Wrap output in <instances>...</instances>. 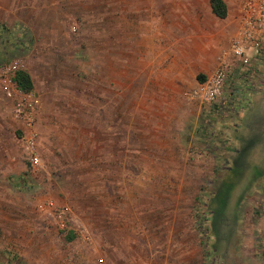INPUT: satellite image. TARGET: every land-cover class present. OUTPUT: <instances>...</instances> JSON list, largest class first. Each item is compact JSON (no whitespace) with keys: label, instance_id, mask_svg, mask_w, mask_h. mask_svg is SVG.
<instances>
[{"label":"rangeland","instance_id":"rangeland-1","mask_svg":"<svg viewBox=\"0 0 264 264\" xmlns=\"http://www.w3.org/2000/svg\"><path fill=\"white\" fill-rule=\"evenodd\" d=\"M188 3L0 0V264H264L235 67L174 64L191 49L167 11ZM222 67V95L192 98ZM19 68L34 89L9 97Z\"/></svg>","mask_w":264,"mask_h":264},{"label":"crops","instance_id":"crops-1","mask_svg":"<svg viewBox=\"0 0 264 264\" xmlns=\"http://www.w3.org/2000/svg\"><path fill=\"white\" fill-rule=\"evenodd\" d=\"M189 1L182 10L169 9L167 25L176 33L183 28V47L191 52L180 56L175 65L195 64L208 71L211 65L235 67V85L223 98L224 110L239 114L233 132L236 145H248L253 155L256 177L264 175V33L256 32L252 39L246 35L245 14L240 12L237 0H224L227 16L221 18L212 9L211 0ZM202 1V2H201ZM202 3V4H200ZM158 22V21H157ZM152 25L155 21L152 20ZM240 41L244 54L235 57L230 47ZM245 70V71H244ZM223 110V111H224ZM237 153L243 150L236 149ZM247 154V156H248ZM251 159V158H250Z\"/></svg>","mask_w":264,"mask_h":264},{"label":"built area","instance_id":"built-area-1","mask_svg":"<svg viewBox=\"0 0 264 264\" xmlns=\"http://www.w3.org/2000/svg\"><path fill=\"white\" fill-rule=\"evenodd\" d=\"M240 12L245 14V23L247 25L246 35L248 39H252L256 32L264 33V0H237ZM231 53L235 57H240L244 54V46L240 41H233L230 47ZM225 67L217 69L212 76H210L204 83L200 84L197 91H195L192 98H200L204 102H211L218 99L224 89L225 85ZM16 71V70H15ZM15 75V72H14ZM14 75L8 79L5 85V92L10 97L16 91H21L13 81ZM23 92V91H21ZM29 108L21 103H18L16 108L17 116H22L28 120L27 124L30 125L32 121L34 107L30 104ZM29 144L34 145V139H29ZM61 215V214H60ZM100 264H105L100 260Z\"/></svg>","mask_w":264,"mask_h":264},{"label":"trees","instance_id":"trees-1","mask_svg":"<svg viewBox=\"0 0 264 264\" xmlns=\"http://www.w3.org/2000/svg\"><path fill=\"white\" fill-rule=\"evenodd\" d=\"M211 6L213 9V12L221 17L224 18L227 16V5L224 2V0H211ZM21 42L17 41L15 42V46L18 47L20 46ZM13 81L16 84V86L23 92H31L34 89V81L33 78L31 76V74L22 68H19L15 71V75L13 77ZM245 152L244 150L242 151V153ZM69 238L68 239H73L75 237V235L73 234V232L69 233Z\"/></svg>","mask_w":264,"mask_h":264}]
</instances>
